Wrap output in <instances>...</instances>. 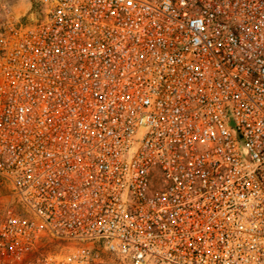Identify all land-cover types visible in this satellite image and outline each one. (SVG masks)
Segmentation results:
<instances>
[{
	"label": "built area",
	"instance_id": "built-area-1",
	"mask_svg": "<svg viewBox=\"0 0 264 264\" xmlns=\"http://www.w3.org/2000/svg\"><path fill=\"white\" fill-rule=\"evenodd\" d=\"M104 257L264 264V0H0V264Z\"/></svg>",
	"mask_w": 264,
	"mask_h": 264
},
{
	"label": "rangeland",
	"instance_id": "rangeland-1",
	"mask_svg": "<svg viewBox=\"0 0 264 264\" xmlns=\"http://www.w3.org/2000/svg\"><path fill=\"white\" fill-rule=\"evenodd\" d=\"M8 2L13 5L19 13L26 12L33 5V0H8ZM54 250L59 252V250ZM94 264H118V262H116V260L104 257L102 261L96 262Z\"/></svg>",
	"mask_w": 264,
	"mask_h": 264
}]
</instances>
